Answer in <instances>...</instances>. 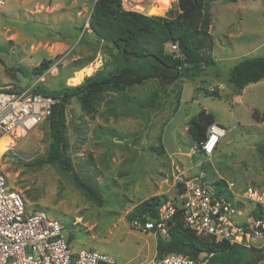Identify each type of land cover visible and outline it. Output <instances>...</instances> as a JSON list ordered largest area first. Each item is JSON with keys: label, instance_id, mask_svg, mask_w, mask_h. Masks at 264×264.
<instances>
[{"label": "rangeland", "instance_id": "374dc122", "mask_svg": "<svg viewBox=\"0 0 264 264\" xmlns=\"http://www.w3.org/2000/svg\"><path fill=\"white\" fill-rule=\"evenodd\" d=\"M122 4L148 16L180 14L177 0ZM93 5L94 0H7L0 15V88L14 85L13 71L26 76L46 60L52 64L42 75L26 77L47 92L79 86L105 68L109 59L103 44L88 26ZM209 13L213 65L200 80L173 83L161 93L159 108L136 106L157 88L152 80L120 93H104L90 115L77 98L70 99L66 154L78 180L99 194L100 205L83 194L71 173L52 165H28L48 151L47 121L15 136L2 154L0 172L8 186L21 193L27 212L42 211L62 224L72 252L95 250L116 264L158 259L159 236L131 227L127 215L151 197L178 204L181 179L200 177L211 192H217L212 183L220 180L233 183L234 190L251 187L264 194L263 161L256 150L264 144V78L237 96L227 82L237 63L264 57V0H219ZM164 50L172 53L169 44ZM88 60L91 63L82 67ZM200 110L211 113L226 131L211 157L199 151L187 132L190 118ZM224 195L236 211L249 210L241 209L246 201ZM256 244L264 249V239Z\"/></svg>", "mask_w": 264, "mask_h": 264}, {"label": "trees", "instance_id": "16d2710c", "mask_svg": "<svg viewBox=\"0 0 264 264\" xmlns=\"http://www.w3.org/2000/svg\"><path fill=\"white\" fill-rule=\"evenodd\" d=\"M217 1L219 0H177L180 14L176 18H168L126 10L122 0H94L88 25L98 42H102L104 54L109 61L105 68L88 77L79 86L47 92L38 82L33 93L50 96L57 103L47 120L51 139L48 151L45 157L35 159L28 165H52L62 173H71L83 194L100 205L99 194L78 180L66 154L69 144L65 111L70 99L77 98L82 111L90 115L104 93H120L152 80L157 82V88L137 102L136 106L149 111L159 108L161 93H166L173 83L181 79L198 80L200 74H204L205 69L213 65L209 9ZM226 1L234 3L236 0ZM167 44L170 48L176 45L177 51L171 49V54H165ZM90 61L81 66L88 65ZM51 64V60L43 61L33 67L29 75L38 77ZM11 77L14 81V71ZM263 78L264 57H255L244 59L233 66L229 70L227 82L233 95L237 96L246 86L256 84ZM13 87L15 90L19 89L15 82ZM213 123L212 114L205 110H200L190 118L187 132L197 148L205 139L207 128ZM256 150L263 161L264 171V144L258 145ZM212 185L217 194H228L224 181L218 180ZM165 203L164 198L151 197L136 205L127 219L130 222L135 218L152 219ZM263 214L262 208L253 212L254 217H261ZM156 251L158 259L175 253L197 260L199 252L206 251L209 255L206 264H264V249L230 246L225 242L215 243L212 239L199 238L184 226L178 210L168 225V237H157Z\"/></svg>", "mask_w": 264, "mask_h": 264}, {"label": "built area", "instance_id": "2783aa9c", "mask_svg": "<svg viewBox=\"0 0 264 264\" xmlns=\"http://www.w3.org/2000/svg\"><path fill=\"white\" fill-rule=\"evenodd\" d=\"M6 1L0 0V15ZM171 49L177 51V46L172 45ZM37 83L18 90L13 85L0 88V139L26 134L50 117L57 100L33 93ZM225 134V129L216 123L209 125L199 151L211 157ZM181 182L178 204L166 202L159 207L156 217L135 218L130 226L142 233L167 238L168 225L178 210L184 226L199 238L248 249L260 248L256 242L264 239V214L254 217L253 212L257 208L264 210V194L251 187L234 190V184L228 183L227 195L233 200L246 201L247 204H241L242 210L249 207L241 213L224 194L211 192L200 177L181 179ZM235 215L244 219L239 222ZM64 231L59 221L50 219L44 212H27L21 193L10 188L6 176L0 172V264H116L95 250L72 252ZM150 264H206V260L170 253Z\"/></svg>", "mask_w": 264, "mask_h": 264}, {"label": "water", "instance_id": "95a60500", "mask_svg": "<svg viewBox=\"0 0 264 264\" xmlns=\"http://www.w3.org/2000/svg\"><path fill=\"white\" fill-rule=\"evenodd\" d=\"M89 26V25H88ZM15 83L18 85L20 89H24L27 85L31 83V80L21 74L20 72L15 71ZM210 84V79H207L206 84L204 85L206 88L209 87ZM64 239L67 242L69 239V235L66 231L63 232ZM209 257L208 253L206 251H201L197 255V260L198 261H205Z\"/></svg>", "mask_w": 264, "mask_h": 264}, {"label": "bare ground", "instance_id": "6f19581e", "mask_svg": "<svg viewBox=\"0 0 264 264\" xmlns=\"http://www.w3.org/2000/svg\"><path fill=\"white\" fill-rule=\"evenodd\" d=\"M161 3H162V1H161ZM11 144H13V143L8 136L2 137L0 139V158H1L2 154L7 150V146H11Z\"/></svg>", "mask_w": 264, "mask_h": 264}, {"label": "crops", "instance_id": "0c3cea01", "mask_svg": "<svg viewBox=\"0 0 264 264\" xmlns=\"http://www.w3.org/2000/svg\"><path fill=\"white\" fill-rule=\"evenodd\" d=\"M179 13H180V12H179ZM89 63H91V62H89ZM96 72H98V70H97ZM92 75H93V74H92ZM90 76H91V75H90ZM90 76H89V77H90ZM198 80H199V79H198ZM198 84H199V82H198ZM12 85H13V84H12ZM214 123H215V122H214Z\"/></svg>", "mask_w": 264, "mask_h": 264}]
</instances>
